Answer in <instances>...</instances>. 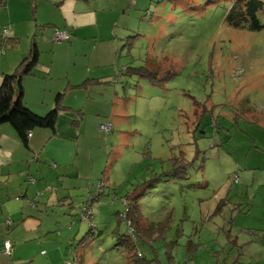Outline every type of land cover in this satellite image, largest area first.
<instances>
[{
  "label": "rangeland",
  "instance_id": "obj_1",
  "mask_svg": "<svg viewBox=\"0 0 264 264\" xmlns=\"http://www.w3.org/2000/svg\"><path fill=\"white\" fill-rule=\"evenodd\" d=\"M184 1L127 0L114 74L136 60L156 83L87 86L74 103L89 171L75 208L41 207L43 222L16 228L15 254L0 264H264V29L230 28L232 0ZM195 101L206 110L200 128ZM89 191L101 198L93 207Z\"/></svg>",
  "mask_w": 264,
  "mask_h": 264
},
{
  "label": "crops",
  "instance_id": "obj_2",
  "mask_svg": "<svg viewBox=\"0 0 264 264\" xmlns=\"http://www.w3.org/2000/svg\"><path fill=\"white\" fill-rule=\"evenodd\" d=\"M128 5L127 0H0V53L6 56L3 48L10 49L7 59H0V84L4 75L14 73L27 58L35 41L40 57L32 73L23 80L25 104L45 115L56 105L58 94L64 92L63 105L69 109L62 108L59 113L55 133L37 129L28 146L22 144L13 127H0V241L12 243L10 257L19 244L14 238L16 228L27 226L32 220L43 222V208L45 215L51 207L70 215L73 211H66L65 206L75 208L81 191L78 187H82L79 184L85 183L89 171L81 165L86 161L81 156L85 149L79 146L84 114L80 116L77 111L83 106L74 103L87 101L90 84L81 86L88 80H93V84L97 81L95 84H101L98 88H104L114 77L115 84L126 88L125 79L135 77H127L125 69L136 65V60L119 66L114 74L118 49L125 39ZM4 27L10 30L2 38ZM56 29L66 32L69 39L57 42ZM23 41L28 42L26 48L11 49L18 44L20 48ZM97 53L94 69L99 71H94ZM130 56L134 59L131 52ZM53 183L60 185L53 189ZM2 254L0 250L1 256L9 257Z\"/></svg>",
  "mask_w": 264,
  "mask_h": 264
},
{
  "label": "trees",
  "instance_id": "obj_3",
  "mask_svg": "<svg viewBox=\"0 0 264 264\" xmlns=\"http://www.w3.org/2000/svg\"><path fill=\"white\" fill-rule=\"evenodd\" d=\"M263 11L264 2L262 0H232V6L228 10L225 17V23L232 29L259 32L264 29V25L259 18V14ZM2 38H4L3 32ZM135 38L137 39V36L129 39L130 48L133 46L130 42ZM39 57L40 50L38 48L37 43L34 41L27 58L20 64V66L14 73L4 75L2 83L0 84V127L3 125H10L11 127H13L20 141L25 146H28V143L32 136V132L37 129H49L53 133H55L58 115L61 112L62 108L66 109V107H64L63 105V101L66 96L64 92L58 94L55 99L56 105H54V107L45 115L37 114L25 104V88L23 85V80L25 77L29 76L32 73L33 69L37 66L39 62ZM125 75L127 77H139L140 79L149 82V84H152L153 86L156 83L153 70L146 65L138 67H136L135 65H130L125 69ZM95 82L97 81H94V83ZM87 84H93V80H88V82H85L81 87L86 86ZM139 86L140 85L138 83V88ZM194 105L195 106L193 111L195 116H197L198 118V121L195 123V126H197V128H200V126H198V122L202 120L200 119L202 116H206L204 115V112L206 113V110L201 109L200 113H198V107L199 105H202L198 101H195ZM77 113L80 116L83 114L82 110L77 111ZM197 128L193 130V133L198 130ZM180 161L181 163L183 162L184 166H187L182 158L180 159ZM172 175L176 176L175 169ZM94 197H96L97 202H99L101 199H99L96 193L91 196L89 191L87 203L88 206H90V204L92 203L93 207L92 199ZM135 199H137V195L135 197H131V199L127 201L129 202L128 216H130L132 220L130 221V225L131 228L134 227L133 229L136 232L137 229L135 226V218L133 216V204L131 203ZM92 234L93 233H91V235ZM137 239L132 240L131 236L128 235L125 242L133 243L134 247ZM139 259L142 260V262H145V259H143L142 257H140Z\"/></svg>",
  "mask_w": 264,
  "mask_h": 264
},
{
  "label": "built area",
  "instance_id": "obj_4",
  "mask_svg": "<svg viewBox=\"0 0 264 264\" xmlns=\"http://www.w3.org/2000/svg\"><path fill=\"white\" fill-rule=\"evenodd\" d=\"M8 30L6 29V30H4V35H6L7 36V34H8ZM69 39V35L66 33V32H64V31H60V30H58V29H56V32H55V40L57 41V42H65V41H67ZM112 128H113V124L112 123H109V125L108 126H106V125H101V129L102 130H104V131H106V132H108V133H110L111 131H112ZM101 187V184L99 183V188ZM98 188V189H99ZM96 192H98V191H96ZM95 192V193H96ZM9 223H11V222H9ZM12 243L10 242V241H5L4 243H3V253L5 254V255H11L12 254Z\"/></svg>",
  "mask_w": 264,
  "mask_h": 264
}]
</instances>
